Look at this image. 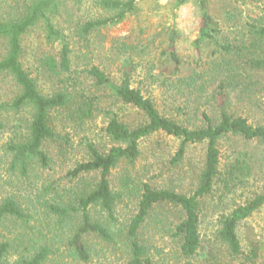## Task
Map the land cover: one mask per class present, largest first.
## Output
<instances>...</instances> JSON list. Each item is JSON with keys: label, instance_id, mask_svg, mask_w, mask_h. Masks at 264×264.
<instances>
[{"label": "rangeland", "instance_id": "obj_1", "mask_svg": "<svg viewBox=\"0 0 264 264\" xmlns=\"http://www.w3.org/2000/svg\"><path fill=\"white\" fill-rule=\"evenodd\" d=\"M177 1L137 0V11L124 22L84 37L81 25L112 14L100 7L99 0H60V12L53 17V22L63 40H49L45 25L38 24L22 38V64L44 94L50 95L66 87L72 91L74 79H78L77 90L87 95H101L99 106L103 111L112 110L133 127L145 123V115L124 105L111 93L104 95L97 91L87 77L88 67H100L118 83L125 61L131 58L134 63L133 87L153 99L163 115L187 127L203 125L204 113L215 122L219 121L220 106L224 102L219 88L226 82L228 112L247 118L254 126L264 125V72L250 70L253 61L264 51V43L251 34L254 25L264 24V0H209L210 13L220 34L215 40L203 43L197 42L202 21L199 0H189L181 6ZM24 2L0 0V17L17 14ZM172 35L176 36L175 47L181 60L179 71H174V65L165 54ZM66 42L72 50V80L68 75L56 77L46 67L48 58L60 60ZM226 46L232 50H225ZM6 53L7 42L0 38V59ZM230 69H239L244 78L228 82L225 74ZM194 72L200 73L201 78L189 87L183 80ZM18 92L19 88L10 76H0L2 102L13 99ZM53 118L56 137L45 147L52 158V168L41 169L36 164L29 176L23 177L11 169L9 147L27 136L29 113L15 115L9 112L2 117L7 127L0 132V203L14 195L23 206L32 210L33 218L27 225L13 219L6 221L0 226V241L11 239L18 243L16 238L24 235L23 247L48 243L55 254L47 264H126L123 232L137 213L142 186L147 183L158 190L194 195L205 167L207 144H190L184 157L176 163L174 159L181 147V139L164 132L142 139L139 158L134 163L121 162L110 176L112 190L122 194L115 208L117 220L111 222L100 206L89 209L92 220L109 227L115 234V241L106 242L96 235L85 236L91 260L84 263L71 257L67 250L70 237L81 223V215H72L60 224L43 206L47 198L43 189L52 184L71 191V195L90 190L98 183L99 173L73 180L67 177L68 171L89 159V144L96 145L102 152L117 144L106 136L105 114H97L83 125L69 120L64 113H54ZM219 148L222 176L212 192L200 200L201 246L197 254L185 257L181 251L182 241L174 235L177 225L185 219L183 210L161 204L155 207L140 231V241L147 246L148 255L155 264H184L187 261L264 264V206L238 227L241 254H232L220 236L226 216L264 193V143L230 135L220 141ZM231 166L240 169L233 178H228ZM23 253L15 244L1 264H17Z\"/></svg>", "mask_w": 264, "mask_h": 264}, {"label": "trees", "instance_id": "obj_2", "mask_svg": "<svg viewBox=\"0 0 264 264\" xmlns=\"http://www.w3.org/2000/svg\"><path fill=\"white\" fill-rule=\"evenodd\" d=\"M19 1V0H18ZM23 7L19 12L8 18L0 17V38L7 42V53L0 59V76H10L19 92L13 99L2 102L0 100V132L7 125L2 119L5 113L12 112L21 115L29 113L28 133L23 141L12 143L9 151L12 154L11 169L19 172L21 176L28 177L34 165L41 169L52 168V158L46 150V144L56 137V129L53 125L54 113L67 114L69 120L78 125L93 120L97 114H105L107 125L104 129L106 136L117 145L102 152L94 144L88 145L89 159L77 163L73 169L68 171L67 177L80 179L84 175L99 173L98 183L79 194L71 195L67 189L61 190L52 184L44 187L43 206L49 215L55 216L61 224L72 215H81V223L70 237L67 250L71 257L88 263L91 260V253L84 237L96 235L106 242L115 241V234L106 225L94 222L89 209L93 206H100L107 213L111 222L116 221L115 208L122 194L115 193L111 187L110 176L112 171L123 161L134 163L140 156L139 144L144 138L155 133L164 132L168 135L181 139V147L174 162L178 163L185 155L190 144H207L205 167L200 177V184L195 194L187 196L170 190H158L145 183L142 186V193L139 198L137 213L132 217L130 223L123 232L124 244L127 249L126 264H155L148 255L147 246L140 241V231L144 227L152 211L161 204H170L179 207L185 213V219L179 223L174 235L181 239V251L185 257H193L201 246L200 220H201V199L209 195L216 183L222 176L221 159L222 153L219 148L221 140L227 136H240L247 141H258L264 143V125L254 126L243 116L231 114L227 110L228 99L226 82L220 85L219 94L224 102L220 106V118L215 122L206 113L203 114L204 123L201 126L187 127L174 118L167 117L158 109L156 102L146 97L142 90L132 85L133 60L128 58L125 61L120 82L116 83L98 66H91L86 69L87 77L93 82L97 91L104 95H111L123 103L141 111L146 122L133 127L121 120L117 113L112 110H105L99 106L100 96L97 94L87 95L84 91L77 90L80 84L74 79L72 91L67 87L53 94H44L38 86L37 81L31 77L24 68L21 57L23 54L22 38L38 24L43 23L46 27L49 40L62 39L61 31L53 22V17L60 12V0H24ZM189 0H178L177 5L181 6ZM201 9V28L198 43L213 41L220 34L209 9V0H199ZM99 5L106 12L111 13L110 17L92 20L80 27L82 36L86 37L92 32L108 27H114L124 22L138 9L137 0H99ZM251 34L257 41L264 43V24L254 25ZM176 36L172 35L171 41L165 51L167 59L174 65V71L180 70L181 60L177 54ZM225 50H232L231 47H224ZM71 52L69 44L64 43L60 60L50 57L46 60V67L56 77L71 75ZM221 68V67H220ZM250 70L264 72V51L256 61H253ZM250 72V71H249ZM221 73V71H220ZM226 79L228 82H236L244 78L239 69H230ZM246 79L249 78L245 75ZM201 75L194 72L183 80L187 86L197 84ZM82 84V83H81ZM225 92H224V91ZM239 167L231 166L227 172L228 178H233ZM68 196V197H67ZM264 206V193L256 195L245 205L236 207L222 221L220 236L234 255L242 253V245L238 235V227L241 222L250 218L256 211ZM33 218V212L29 207L23 206L19 199L10 195L0 203V226L6 221L13 219L29 224ZM122 233V232H121ZM14 240L0 241V264L3 259L13 250L15 244L23 250L17 264H47L51 256L55 254L53 247L48 244H40L31 248L23 247L24 235ZM184 264H197L187 261ZM222 264V263H221Z\"/></svg>", "mask_w": 264, "mask_h": 264}]
</instances>
